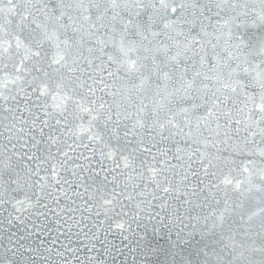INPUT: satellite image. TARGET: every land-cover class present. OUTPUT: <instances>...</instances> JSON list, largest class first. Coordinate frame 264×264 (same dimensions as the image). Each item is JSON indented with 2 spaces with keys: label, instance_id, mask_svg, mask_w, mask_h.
Segmentation results:
<instances>
[{
  "label": "snow or ice",
  "instance_id": "1",
  "mask_svg": "<svg viewBox=\"0 0 264 264\" xmlns=\"http://www.w3.org/2000/svg\"><path fill=\"white\" fill-rule=\"evenodd\" d=\"M257 2L258 11L254 5L250 7V0H0V129L8 132L11 144L7 150L0 144V218L5 203V168L10 173L8 183L19 187L20 181L27 185L33 176H39L44 181L42 192L55 191L54 185L59 184V191L74 203L67 191L73 183L84 186L79 182L84 181L83 173L92 160L79 152L75 158L90 163L69 166L73 159L70 152L79 148L91 153L99 149L100 163L109 161L107 168L113 173L109 183L113 187L112 199L104 200L106 205L120 203L117 177L121 173L117 170H135L133 153L141 148L148 150L143 147L146 137L190 142L197 146L199 162L204 165L207 154L200 151L199 145L209 147V138L203 133L213 131L214 124L217 136L222 127L225 137L244 134L233 145L237 152L258 139L259 155L264 156V38L257 39L248 32L264 26V0ZM105 95L112 97V102ZM121 125L126 142L131 145L127 138L132 136L136 147L121 150ZM13 139L16 143H11ZM42 144L48 149L43 155L38 154ZM54 156L61 160L41 175L42 164ZM28 161L34 162L35 168ZM210 165L209 159L205 173ZM67 172L74 179H64L62 173ZM148 172L149 180L159 187L157 169L149 167ZM140 175L143 178V172ZM259 179L264 181V170ZM104 180L108 181L107 173ZM223 183L231 184L232 180L226 177ZM234 187L250 206V223L244 225L249 233L254 230L253 218L259 217L255 237L236 238L239 226L235 217L243 221L246 214L243 201L237 206L240 211L231 210L232 224L226 222L224 213L211 211V203H219L212 192L199 202H191L193 207L185 212H197L194 219L199 222V210L208 206L204 227L199 229L202 237L218 229L232 233L230 244L225 245L231 248L228 264H264V184L254 185L250 173ZM163 191L173 189L169 186ZM156 199L153 195L146 207H141L145 204L141 201L135 208L151 214ZM8 202L17 213L36 207L28 200ZM158 206L161 212L168 207L166 203ZM254 208L259 211H252ZM225 211H229L227 205ZM60 214L57 211L56 215ZM37 215L45 217L47 213ZM9 217L10 226L13 220L23 225L26 219L12 213ZM55 223L59 231L60 221ZM117 226L124 227L122 222ZM192 227L197 230V225ZM24 231L26 234L18 240L12 239L15 233L9 238L8 250L13 258L8 264H29V260L35 264L37 257L26 259L24 252L39 254L41 248L52 252V248L45 247L44 239L35 248L19 243L32 234L46 238L51 230L33 220L32 227L25 225ZM85 238L92 245L89 252L104 254L105 259L97 264H108L109 257L111 264H117L125 252V241L127 247L132 243L123 233L119 243L107 232L102 240L99 231ZM217 240L219 245L223 243V235ZM96 241L101 248L96 247ZM52 243H56V237H52ZM70 244V240L63 244L65 251H57L56 255L64 257L65 252H74ZM203 253L208 256L207 251ZM44 259L45 264H51ZM61 264L75 262L66 258Z\"/></svg>",
  "mask_w": 264,
  "mask_h": 264
},
{
  "label": "water",
  "instance_id": "2",
  "mask_svg": "<svg viewBox=\"0 0 264 264\" xmlns=\"http://www.w3.org/2000/svg\"><path fill=\"white\" fill-rule=\"evenodd\" d=\"M255 6L259 10L257 0H250V7ZM191 13V9H189ZM193 29L194 33L198 32ZM249 33L257 39L264 38V26L256 29H249ZM198 46V45H197ZM87 53H85L86 55ZM101 95V93H97ZM109 102H112V97L105 95L104 97ZM6 114V113H5ZM27 116V113H24ZM30 119V117H29ZM43 119V116H41ZM223 124V120L221 121ZM121 127V150H130L136 147L135 138L129 136L127 140L132 141L129 145L123 137V125ZM213 131L205 130L203 135L209 138V147L204 149L203 144L199 145L200 151L206 152L207 156L204 160V165L199 162V152L195 151L196 145L190 142L179 140L176 141L160 140L159 137L151 139L145 138L144 148L138 149L133 155L135 156L134 169H120L117 177V191L120 195L117 199L119 204H104V200L112 199V187L109 183L113 175L107 168L109 161L104 160L100 163L99 149L96 153H91L86 148H79L76 152H70L73 159L69 161V166L74 164H81L87 166L90 161L79 160L75 157L79 152H84L86 156H91V167L83 173L84 186H78L73 183L67 191V196L71 197L70 202L66 196L59 191L61 185H54L55 191L51 189H42L41 184L44 183L39 176H33L25 185L24 181H20V186L8 183L9 171L5 168L3 181L5 190V203L2 206L3 216L0 222L3 224V230L0 231V264H8L13 258L12 252L9 251V238L12 233L13 240H18L20 236L25 235V225L32 227L33 220L41 223L50 235L46 238L38 237L35 234L29 235L26 240L19 241L21 244L31 245L33 248L39 244L40 239H44L45 247L52 248V252L48 253L41 248L40 253L24 252L27 259L30 256H36L35 264H45V257L51 264H61L64 259H69L75 264H97L98 261L104 260L102 251L89 252L88 249L92 245L89 240L85 238L86 234L90 232H100V239L104 238L105 232L108 233L110 239H114L119 243L120 234L126 235L131 240V246L127 247L128 242L125 241V252L117 260V264L123 261L124 264H228V253L231 251L229 245V236L232 235L229 231L217 230L209 236L202 237L199 229L204 227L203 216L209 212L208 206L199 210L200 220L197 222L194 219L197 212L188 213L185 209H191L193 203L208 196L209 192L215 193V199L219 203H211V211L217 215L224 213L226 222L232 224L231 210L240 211L237 207L241 201L244 202L245 215L243 221L237 216L235 217L236 224L239 230L235 233L236 238H246L247 235L255 237V233L259 231V217L253 218L254 230L250 233L244 227L248 221L249 205L247 198L240 195V192L235 189L234 185L237 181L244 180L250 173L253 175L254 185L264 184V181L259 179V173L264 170V156L259 155L258 139L257 143L250 144L244 151L237 152L233 145L244 134L240 133V137L233 136L231 133L225 137V129L222 127L220 135L217 136L212 125ZM3 131V136H0V144L4 145L5 150L11 147L8 140V132ZM45 138L48 129L45 128ZM37 135L38 132H37ZM11 143H16L13 139ZM114 143V142H113ZM215 144V147L212 145ZM91 147V146H90ZM177 147L181 149L177 152ZM241 147L243 144L241 142ZM41 153L46 154L48 149L42 144L40 146ZM17 151H21L18 147ZM55 153V148L52 149ZM124 154H128L125 151ZM7 161V157H4ZM15 159V157H13ZM209 159L211 165L207 173L204 172V166L208 165ZM61 157L54 156L52 160L43 163L40 169L41 175L45 174L46 169H50L53 162H58ZM29 164L35 168L32 161ZM143 165V167H141ZM149 167L157 169V184L149 180ZM247 169V171H245ZM99 172V175L95 173ZM143 172V178L140 173ZM195 172V175H193ZM107 173L108 181L104 180ZM64 179H74L70 172L62 173ZM232 180L231 184H224L225 178ZM203 181V183H200ZM49 182L51 177L49 176ZM107 185V188H102L101 185ZM171 186L173 191L165 193L163 189ZM68 188L67 185L64 186ZM242 188H247V184H242ZM87 188V191H85ZM193 188L196 193H193ZM202 190V191H201ZM255 192V188L253 189ZM79 192L80 195L74 193ZM143 192V195L141 193ZM187 193V194H186ZM155 195L157 199L153 201L154 207L151 209V214L147 212H139L135 205L141 201H145L141 207H146V202L152 199ZM128 197H131L129 200ZM163 199H160V198ZM13 201L28 200L36 204V207L28 211L17 213L12 209L11 203ZM39 201V203H37ZM166 203L168 207L161 212L158 205ZM47 204V208L42 205ZM227 205L229 211H225ZM71 209V211H69ZM60 211V215H56ZM258 212V208L252 209ZM46 212L45 217H39L37 213ZM9 213L13 216L20 215L25 219L22 225L18 221L13 220L12 225L8 224ZM159 213V216H157ZM133 216L136 218L134 219ZM60 221L59 231H57V224L55 221ZM118 222H122L124 227L121 229L117 226ZM192 225H197V230L194 231ZM69 227L71 231L69 232ZM62 233V234H61ZM192 233V235H189ZM223 235V243L219 245L218 238ZM52 237H56V243H52ZM71 241L70 247L75 249L74 252H65L64 257L56 255L57 251L64 252L63 244ZM97 248H101L100 242H95ZM221 248L224 251H221ZM131 249H135L132 251ZM204 251L208 252V256L204 255ZM88 257H92L91 260ZM29 264L32 262L29 260ZM108 264H111V257L108 258Z\"/></svg>",
  "mask_w": 264,
  "mask_h": 264
}]
</instances>
